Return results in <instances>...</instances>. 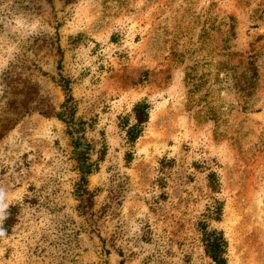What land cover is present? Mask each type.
I'll list each match as a JSON object with an SVG mask.
<instances>
[{"label": "rangeland", "instance_id": "rangeland-1", "mask_svg": "<svg viewBox=\"0 0 264 264\" xmlns=\"http://www.w3.org/2000/svg\"><path fill=\"white\" fill-rule=\"evenodd\" d=\"M0 189V264H264V0H0Z\"/></svg>", "mask_w": 264, "mask_h": 264}, {"label": "trees", "instance_id": "trees-1", "mask_svg": "<svg viewBox=\"0 0 264 264\" xmlns=\"http://www.w3.org/2000/svg\"><path fill=\"white\" fill-rule=\"evenodd\" d=\"M69 93L64 103L63 111L57 115L66 121H72L74 116L73 96L70 94V87L65 88ZM151 105L147 100H143L136 104L134 108L135 123L131 125L127 131L128 139L134 143L144 131V127L150 118ZM42 110V109H41ZM44 114H49L48 110L41 111ZM85 155V156H83ZM88 153L81 152V168L84 172L90 173L92 166L95 163H89ZM209 187L212 192L218 193L221 189L219 177L215 171L208 174ZM223 213V203L216 200V203L209 209V213L203 217L199 223V230L202 235V242L204 245L206 255L212 260L214 264H228V243L225 234L222 230L213 227L212 221H219ZM13 224V218L10 217L6 220V229Z\"/></svg>", "mask_w": 264, "mask_h": 264}, {"label": "clouds", "instance_id": "clouds-1", "mask_svg": "<svg viewBox=\"0 0 264 264\" xmlns=\"http://www.w3.org/2000/svg\"><path fill=\"white\" fill-rule=\"evenodd\" d=\"M10 203L6 201L5 192L0 189V238L5 237L7 234V229L3 226L4 221H6L11 213H10Z\"/></svg>", "mask_w": 264, "mask_h": 264}]
</instances>
